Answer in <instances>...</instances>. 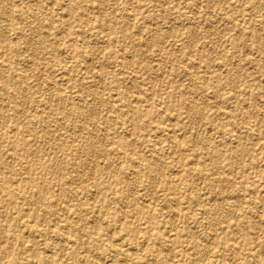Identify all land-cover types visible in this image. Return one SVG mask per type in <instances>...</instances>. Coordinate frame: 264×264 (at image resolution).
I'll return each instance as SVG.
<instances>
[{
  "label": "rangeland",
  "instance_id": "rangeland-1",
  "mask_svg": "<svg viewBox=\"0 0 264 264\" xmlns=\"http://www.w3.org/2000/svg\"><path fill=\"white\" fill-rule=\"evenodd\" d=\"M0 185V264H264V0H0Z\"/></svg>",
  "mask_w": 264,
  "mask_h": 264
},
{
  "label": "bare ground",
  "instance_id": "bare-ground-1",
  "mask_svg": "<svg viewBox=\"0 0 264 264\" xmlns=\"http://www.w3.org/2000/svg\"><path fill=\"white\" fill-rule=\"evenodd\" d=\"M30 22H31V21H30ZM175 30H177V29H175ZM175 30H174V31H175ZM178 30H179V29H178ZM180 31H181V30H180ZM176 32H177V31H175V33H176ZM181 32H183V31H181ZM194 37H195V36H194ZM99 56H100V55H99ZM96 57H97V56H96ZM34 104H35V103H34ZM127 135H128V134H127ZM129 135H130V134H129ZM90 163H91V162H90ZM0 186H1V185H0ZM4 188H5V187H4ZM4 188H3V189H4ZM6 188H7V187H6ZM5 191L7 192L8 196H10V197H14V196H16V195H14V194H16V193H14V192H12V191L9 192L7 189H5ZM32 204H33V203H32ZM50 215H51V214H50ZM217 215H218V214H217ZM52 216H53V215H52ZM51 218H52V217H51ZM62 224H63V223H62ZM170 226H171V225H170ZM81 234H83V233H81ZM84 234H85V233H84ZM84 234H83L82 236H84ZM82 236H81V237H82ZM81 237H80V238H81ZM87 237H88V236H87ZM87 237H86V238H87ZM52 238H53V237H52ZM88 238H89V237H88ZM67 239H68V238H67ZM58 240H59V239H58ZM82 240H83V239H82ZM82 240H81V241H82ZM103 243H104V242H103ZM85 244L88 245V241H87ZM101 245H102V244H101ZM105 245H106V244H105ZM109 246H110V245H109ZM109 246H108V247H109ZM102 247H103V246H102ZM108 247H107V248H108ZM111 247H112V246H111ZM111 247H110V248H111ZM105 248H106V247H105ZM113 250H114V248H113L111 251H113ZM114 251H116V249H115ZM143 251H144V250H143ZM116 252H117V251H116ZM109 253H110V252H109ZM114 253H115V252H114ZM120 253H121V252H120ZM123 254H124V253H123ZM123 254H122V255H123ZM122 255H121V256H122ZM123 256H124V255H123ZM123 256H122V257H123ZM82 261H83V260H82ZM103 262H104V261H103ZM133 262H134V261H133ZM135 263H136V261H135Z\"/></svg>",
  "mask_w": 264,
  "mask_h": 264
}]
</instances>
